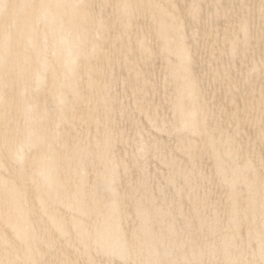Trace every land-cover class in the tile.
I'll return each mask as SVG.
<instances>
[{"label":"bare ground","instance_id":"6f19581e","mask_svg":"<svg viewBox=\"0 0 264 264\" xmlns=\"http://www.w3.org/2000/svg\"><path fill=\"white\" fill-rule=\"evenodd\" d=\"M104 1L111 3L114 0H104ZM101 2H103V0L102 1L101 0H0V216L4 218L3 223H0V244H1V246H0V257H5L3 255H6V256L9 255V257H10L9 259L14 260L15 262H17V259L22 260V257L24 254L28 255V257H29V255L31 257H34L35 258L33 260L34 262L39 258L38 255H36L34 253V250H35L34 247L36 246L37 238L31 234L33 231L30 232V230L27 229V228H29V226L27 227L28 224H26V222H29L28 218H27L28 215L30 214L29 211L37 213V216L34 217V219L37 223L39 222V220L42 219L41 214L42 215L46 214V216L48 217V221H50L51 223H54V227L51 224L52 229H54L55 231H58V233H60L61 236H62V234L64 236L66 235L65 234L67 231L66 227H68V225L65 223L66 218L63 217L62 215H60V213H58V211L54 212V209L52 208V205H55V208H56L55 203H57L59 201V195H61V193L63 194V191H64L63 189L61 190V187L60 188L57 187V185H59V186L61 185V184H57V183H59L58 180L60 178H63V180L66 183L62 184L61 186L68 189V191H70V189L72 190L70 192H67L68 194L66 195V197H68V195L72 193L77 198H79L82 195L81 193L79 195V192H80L79 188H78L79 183L82 186L84 181H86L85 180L86 177H84V175H82L81 170H83V171L86 169H87V171L89 170L88 168L90 166L88 168H86L85 165L88 163V160L90 158L88 157L89 159H87L86 157L87 156L91 157L90 154H93V152H95L94 150L96 149V147H95L96 146V141H95L96 139H95L94 140L95 142L93 143V145L95 144V146H92V147L89 146V148H87L88 150L85 152L86 154H82L80 156V155H77L76 153H74V150L72 149L71 146L73 145L74 142H77V140L78 141L80 140V138L78 137V134H76L73 138L74 142L69 141V144H67V146H66L67 148L70 147L71 148L70 150L72 151L70 154L73 157L69 160H66L65 158H57L56 156L47 155L44 152H37V155L34 153L31 154V152L33 151L32 148L36 147L35 142L39 140L38 136H37L36 140H35V138H32V136H33V135H31L32 133L30 134L31 138L27 134L26 135L28 137H26L24 135H22V136L12 135L11 136L9 134V131H14L15 129L18 130L19 128H17V126L14 123H10V118L5 116L6 115L5 113L9 112V114H10V112H14L15 114L19 115V117L23 116L22 120L24 122L29 120L28 123H31L32 121H34V123H35L37 121L40 124H42V125L44 124V125L49 126L51 128L52 127L55 128V126L57 127V126L61 125L60 130H62V128H63V130L66 132L72 131L73 125H76V124H80V125L84 126V123H86L87 125H92L93 120L95 121V119H96L95 112L96 111L98 112L99 108H102L103 106L106 105L107 102H109L108 99L110 97L109 93H111V90L110 91H104V90H107L108 88H107L106 83L103 82V81H107V78H106V80L103 78L106 76V73H108L107 71L110 68H112V67L114 68L117 65L116 62H118V65H120L121 61H122L123 65L125 64L124 67L126 68L125 69L126 71H128V72H129V70L134 71L132 73V76H133V74H135V76L143 75V78L144 79L146 78L145 80H142V81H144V85H143L144 87L147 85V79L152 78V79H150V81L152 80V82H153L154 77L155 78H161V77L162 78H168L169 77V80H171L172 82L175 83V84L173 83L175 85L174 87H171L173 84L172 85L168 84V85H171L170 86L171 88L166 89L168 91L170 90L169 92L166 91L167 92L166 95L160 93L163 95V96L161 95L163 98L165 97V99H163V100L167 103V106L169 107L170 112H172L168 115H167V113H165L167 115L165 119L168 121H164V123L161 126L159 125L160 128H156V130H153L149 133V135L152 137L153 136L156 137L157 135L160 136L161 134L164 135L163 134L164 132L167 133L168 136L170 135L172 137V139H174V141H175V143L174 144L172 143L171 145L168 143L169 146H168L167 152L170 153L171 155H173L172 154L173 151H176V149H178L180 146L181 147L185 146L187 148L193 147V142H191L189 139H187L185 137L184 133L181 135L180 132H177L178 129L180 130L182 128L181 127L182 125H184L189 130V131H186L188 133L186 135H188L189 137H192V138L197 136L198 140L201 142V147L206 146L208 148L211 146L214 149L213 151L221 150L219 152H221L223 155H227V154L228 155H232V154L234 155L236 153L234 146H236V145H234L232 147L230 141L218 138L219 136L224 135L225 132L221 130V132H220L221 134H215V132H216L215 127L218 125L217 123L220 122L221 116L227 115V116H225V118L226 119L230 118V121L232 123L234 121H239V117L241 115L247 116L245 119V120H247L251 116H256L257 114L264 113V83L263 84L261 83L262 85L258 84L261 82V81L259 82V79H258V83H256L257 78H255L256 74L259 76L260 74H263V71H264V70H262L264 67V55H263V58L261 56L258 57V55H260V51L264 50V8H262L263 5H261L262 2H264V1H260V0H118V2L114 1V3H113V5H114V7H116L117 11L114 10L116 12L113 14L112 13L106 14L107 15L106 21H105V17L103 19H101L98 16L97 17L94 16V18H90V17L88 18L85 15L87 12L82 13L84 11H81V9H84V10H89V8L95 9L96 5H98ZM256 2H258L259 5L258 4L256 5ZM103 4H105V2ZM101 6H103V5L101 4ZM105 6H106V4H105ZM99 8H97V9H99ZM131 8H132V10H131ZM133 10L135 11L134 13L136 14V16L138 13L141 16H143V18L139 17L140 18L139 19L137 17L138 19L133 20V18H136V16L132 17V15H130V12H133ZM126 11L128 13L127 15L129 16V18H131L132 21L131 20H128V22L125 21L128 19V16H124V14H126ZM97 13H95V14H97ZM103 15H101V16H103ZM84 17H87V18L85 19ZM141 19H144V20L142 21ZM102 23H105V25L107 24L108 28L109 27H110V29L112 28L111 31L114 29L112 34H115V36L112 35L113 36L112 40L110 39L112 36L110 35V33L108 31H107L108 32L107 34H109V35L107 38L110 40L105 39L106 38V36H105L106 32L104 33L105 29L100 27V24L102 25ZM98 25L100 27L99 29L97 27ZM231 26H232V28H231ZM95 27H97L98 30H100V29L104 30V31L100 30V32L104 33L105 37H103L101 35L100 36L103 38V40H106V41L103 42L102 39H101L102 41H99V39L101 37L99 36L100 38L98 39V33H96L94 31L96 29ZM212 27L214 28V30H212ZM123 34L126 35L125 38H124ZM70 37H71V39L73 38L72 40H76V41H72V43H71V40H70V42H69L68 38H70ZM160 37H161V39L159 42L158 38H160ZM181 38H187V39L196 41L194 43H192L193 41L191 42L196 48H198L199 46L200 47L202 46V48L199 50V52L196 53L197 56L201 60H199L198 58L197 59L199 61H201V63L207 62V63H210L211 65L208 67L207 66H205V67L204 66H200V67L196 66L197 68H194V71L192 70V68H189L192 66H188V62H186V61L188 60V58L190 56L192 57L194 55L189 54V53H191V51H190L188 46H190L191 44L189 45V42L187 40H184V42H186L188 44V46H186V48L183 47V45H185V43L183 41H180V40H182ZM66 39H68V41ZM122 39H123V41H122ZM56 40H59V41H56ZM74 42H76V43L74 44ZM127 42L128 43L130 42L131 44L129 45ZM198 42H200V43L198 44ZM88 43L90 44L91 49L89 48L90 46ZM124 43L129 46L128 47L129 49H127L125 51V53H123V54H121L122 52L118 53L117 52L118 49L121 51L119 46L121 44L125 45ZM138 44L141 46H144V44H145V47L147 49L151 48V47L155 48V51H156V49H158V51H159L158 53L160 56L157 55V60H158V57L160 59H166V61L171 59L170 60L171 62L169 61V63H172L173 69L171 68V70H168V69L162 68L163 67L162 66L161 69L157 70L155 73V72H151L152 70L149 71L148 68L145 66L147 71L150 72V73H148L145 71L146 69L143 67L142 64H144V63L142 61H141L142 64L140 63V61H138L139 63L137 62L138 65L139 64L142 65L141 68L137 64H134L136 59L142 60L143 54H141L140 48H137ZM195 44H197V45H195ZM200 44H202V45H200ZM85 45L88 46L89 49L84 47ZM98 45L100 47L101 46L104 47L106 50H104V48L103 49H100V47L98 48ZM126 46H125V48H127ZM225 46L228 47L227 51H225V49L220 50V47L222 48ZM196 48L194 51H196ZM147 49H145V51L143 50L144 51L143 53L148 52ZM122 51H123V47H122ZM153 51H154V49H153ZM255 52H259V54L256 56V58L254 55V61L251 64L247 63V65H246L244 62L245 65L240 66L239 64H236V65H239V67H237L235 64H234V66H232L233 63L235 62L232 60V58H231V60L233 61V63L231 62L232 65L230 64L228 59H227V61L225 59L223 60V58H226L225 55H227L229 53H230V55L236 53L237 55H239L238 57L240 59L241 58L240 54L245 55V56H249V54H255ZM146 55H147V59L151 57V55L149 53ZM148 55H150V56H148ZM235 55H233V56H235ZM143 56L145 57V55H143ZM88 57L93 58L94 62H92L91 59H89L91 61L87 62ZM153 57H154V55H153ZM171 57H173V58H171ZM194 57H196V56H194ZM221 57H223V58H221ZM245 58H248V57H245ZM144 60H146V59L144 58ZM189 60H190V58H189ZM149 61H151V60L149 59ZM244 61H245V59H244ZM152 62L154 63V60ZM153 63H152V66H149L147 64L146 65L149 67V69H151L150 67H154L155 64H157V63H154V64ZM149 64H150V62H149ZM158 64H160V63H158ZM162 64L164 65V63H162ZM194 64L192 63L193 67H194ZM164 67H167V66H164ZM169 67H171V66H169ZM113 68H112V70L114 72V70L117 69V66H116V69L115 68L113 69ZM118 68H120V67H118ZM142 68H144L145 70ZM216 68L217 69L219 68L220 69L219 71H221L223 73H226V71L230 72V70L233 71L234 73L230 74V78H231V75L234 76L236 74H240V75L244 74L241 76V80H242V78H245V76L247 78H249V79L251 78V79L249 81L247 80V82H249V83L244 82V80H245L244 79L243 82L245 84H243V82H241V81H237V82L233 81L234 82L233 83L229 77L227 79H225V77L223 75L218 74L219 71H216L217 70ZM140 69L143 70V73L141 72ZM190 69L192 71H190ZM187 70H189L190 73L193 72V74L187 73L188 72ZM44 73H46L48 75V78L43 77ZM153 73H155V74H153ZM20 75L24 77V80H22V77H20ZM236 76L239 77L238 75H236ZM114 77H111L112 80ZM118 78H119V76H118ZM263 78H264V76H263ZM263 78H261L262 82H264ZM99 79L103 80V81H100ZM235 79H237V78L235 77ZM82 80H84L85 82ZM115 80H116V78H115ZM140 80H141V78H140ZM110 82H111V80H110ZM141 82L139 81V83H141ZM152 82H149V86H153V85H150ZM169 83H170V81H169ZM111 84H112V82H111ZM159 84H160V82H159ZM219 84L221 87L224 88V89H222L220 87L223 90V91H220V92H223V94L221 93L222 94L221 96H225V94L227 95V92H229V91L230 92L231 91H239L240 92V90H242V89H246L245 90L246 92L244 91L245 93L251 92L248 94V96H250V94H252V95L249 98H246L245 96L240 98L242 96V94H241V96L239 95L240 100H238V98H237L236 101H230L226 97L227 102H226V100H225V102L228 104H226L223 108H221L220 112L217 111V112H219V114L214 117L213 112L208 113L205 109L204 110L198 109L197 106L201 102V97H200L201 94L196 93L194 91H195V89H197V87L208 88V87L217 86ZM114 86L112 84L111 87H113L114 91H115L116 86L115 87ZM149 86H147L148 89H149ZM84 88L90 89V92H88V91L85 92V93H88L87 96H84V92H83ZM147 88H145V89H147ZM152 88H154V87H152ZM215 89L216 88H214V90ZM197 90H201V89H197ZM210 90H211V88H210ZM16 91L20 94V95H18L20 97L16 96V97H18V99L14 100L13 94ZM144 91H146V90H144ZM144 91H142V92L144 93ZM247 91H249V92H247ZM131 92L134 93L133 89L131 90ZM149 92H153V89L151 90V88H150ZM120 93L121 92H119V94ZM233 93H231L230 95H233ZM116 94H118V93H116ZM137 94H140V93H138V91H137ZM204 94H205V92H204ZM212 94H213V92H212ZM118 95H115V96L121 97ZM135 95H134V97H135ZM142 95H144V94H141V96H140L141 98H143ZM177 95H180V98L177 97ZM182 95L187 96V99H188L187 103H189L188 102L189 100H191L192 102L194 101L193 102V108L197 104L196 107L198 110L197 109H190L188 104L187 105L181 104V102H182L180 100L181 98L184 99L183 103H185V100H186V97L185 96L183 97ZM215 95H216V92L213 96H215ZM245 95H247V94H245ZM235 96H236V93H235ZM27 97H29V99ZM116 97H115V101L117 100ZM153 97H155V96H153ZM160 97H159V100L157 99L158 101H161ZM207 97H210V96L207 95ZM207 97H206V99H207ZM215 97H220V95L219 96L217 95ZM141 98L137 99V101L135 100L136 102H134V103H136V104L130 105V107H129V109H130L129 111L133 113V114L131 113L133 116H135V114H140V115L142 114L143 115L144 113H146L147 107L151 106L154 103V102L152 103V101H151V99H152L151 94H150V97H146L147 99H145V98L141 99ZM204 98H205V96H204ZM210 99H212V98L210 97ZM229 99H232V98H229ZM120 100L121 99H119V103L121 102ZM215 100H213V101H215ZM112 101H114V100H112ZM228 101H230V102H228ZM192 102H190V104ZM109 103H107V104H109ZM208 103H210V102L208 101ZM210 104H212V103H210ZM53 105H56V107L59 108L57 111L58 113L55 112V110H53L51 112V110L48 111V109H46V107L48 108V107L53 106ZM154 105H152L151 107H153ZM200 105L201 104H199V106ZM110 106L114 109L115 108L119 109V111H121V112H124V111L126 112V110L128 109V107H127V109L124 110L123 104L122 105H119V104L116 105L113 102L110 104ZM56 107H55V109H56ZM107 107L109 108L108 105H107ZM151 107L149 109L157 108V107H154V108H151ZM211 107H214V105ZM90 109H91V111H89ZM149 109H148V112H149ZM68 110H70V111L72 110V112L74 114H72V113L71 114L73 116H75L77 114L79 115L80 118L78 119V121L76 123L73 121V118H72L73 116L72 117H70L69 115L65 116V114L68 113ZM111 110H113V109H111ZM111 110H109V111H111ZM65 111H67V112H65ZM109 111L107 110L106 113L108 114ZM154 111H156V110H154ZM111 112L113 113V111H111ZM125 112L122 114H125ZM101 113L103 114V112H101ZM98 114H99V112H98ZM107 114H106V116H107ZM128 114H129V112H128ZM128 114H125V115H128ZM147 114H149V113H147ZM165 114H163V115H165ZM11 115H12V113L10 114V116ZM109 115H113V114L110 113ZM5 117H7V118H5ZM129 117H131V116H129ZM156 117H159V116L156 115ZM261 117H262V119L258 117L259 120L261 119L260 122L257 123L259 125L264 123V118H263L264 116H261ZM106 118H109V117H106ZM117 118H119L118 115H117ZM101 119H103V117ZM101 119H98V121ZM123 119H124V117H123ZM159 119H161V118H159ZM106 120H108V122L110 121V119H106ZM118 120L119 119H117V120L115 119V123L119 122L120 120L122 121V119H120L119 121ZM141 120H144V119L141 118ZM100 122H102L101 124L103 126H109V125H104L106 123L105 122L103 123V121H100ZM255 124L256 123L253 122L251 125H255ZM137 125L139 128V124H137ZM259 125H257V126H259ZM20 126H21V124H20ZM36 126H37V124L33 127L35 128ZM174 126H176V128ZM38 127H40V126H38ZM111 127H112V125H111ZM229 127L230 126H228V128ZM27 128H30V127H27ZM34 128L32 131H34ZM43 128L44 127H42V130H43ZM92 128H94V127H91L90 129L92 130ZM106 128H108V127H106ZM186 128H184V129L187 130ZM232 128L230 130H232ZM250 128H252V127H250ZM250 128H247V126H245V122L243 123V125L238 124L236 127H234L233 130H235V134L240 136V138H243L244 143H245V144H243V142H237V147L239 146V144L245 145L246 148L247 147L256 148L257 146L264 145V139H263L264 137H262V134L264 132L260 135L261 136V138H260L259 135H257V136H255L254 134L251 135L250 134L251 133ZM24 129H25V127H24ZM40 129H41V127H40ZM55 129H58V128H55ZM115 129H116V127H115ZM133 129L136 130L135 127ZM152 129H154V128H152ZM184 129H182V130H184ZM21 130H22V128H21ZM46 130L47 129H45V132H46ZM82 130H83V128H82ZM106 130L107 129H105V131ZM75 131H77V130H75ZM121 131H123V130H121ZM143 131H144V129H143ZM143 131L140 134H143ZM184 131H182V132H184ZM24 132H26V131H24ZM117 132H118V130H117ZM130 132H131V130H130ZM133 132L129 133V134H131V137L136 135L135 133L133 134ZM252 132H253V130H252ZM254 132H255V130H254ZM27 133H29V132H27ZM49 133H50V130H49ZM54 133H55V131H54ZM58 133L60 134L62 132H58ZM33 134H34V132H33ZM59 134H58V136H59ZM229 134L230 133H226V136H228ZM34 135H36V134H34ZM91 135H92V133H91ZM117 135H118L117 137H119V135H121V134L117 133ZM215 135H217V136H215ZM61 136H62V134H61ZM90 136H89V138H90ZM143 136H141V137L143 138ZM147 136H148V134H147ZM170 136H169V138H170ZM43 137L45 138V136H43ZM53 138H54V136H53ZM192 138H190V139H192ZM67 139H68V137H67ZM139 139H138V141H134V142H136V144L139 142V144H137V146L135 147L136 153L133 154L131 157L128 156L131 159L136 157L135 160L136 159L139 160L138 159L140 157L139 154H141V153L145 154L146 151H148L147 149H149V148L152 149V148L156 147L155 145L158 144V143L153 144V146L151 145V147H149L150 145L145 146V145H143L144 144L143 141L141 139L140 140ZM194 139H196V138H194ZM237 139H239V138H237ZM58 140H59V138H58ZM58 140H54V142L58 141ZM42 141H45V140H41V142ZM134 142H131V143H134ZM65 143H67V142H64V144ZM141 143H143V144H141ZM196 143H197V141L194 144H196ZM36 144H38V143L36 142ZM52 144H53V142H52ZM57 144H55V145H57ZM146 144H147V142H146ZM39 146H38V148H39ZM53 146H54V144H53ZM64 146L65 145H63V147ZM107 146L110 147L109 145H107ZM107 146L105 149H102V147L97 148V150L100 152V154L98 156L106 154L112 150L111 147H110L111 148L110 149ZM130 147L132 149L133 145L131 144ZM223 147H225L226 149L225 148L223 149ZM54 148H55V146H54ZM164 148H165V146H164ZM106 149L108 150V152ZM122 149H123L122 152H125L128 150L127 147H124V148H121L120 151ZM27 150H30V151L32 150L30 152L31 155H29V154H28L29 156L26 155ZM48 150L50 151V146H49ZM211 150H212V148H211ZM186 151H187V149H186ZM186 151H185V153H186ZM122 152H121V154H122ZM191 152H192V150L189 153H191ZM64 153H66V152H64ZM73 153H74V155H73ZM185 153H183V154H185ZM51 154H53V153H51ZM118 154L121 156L120 153H118ZM109 155H111L110 152H109ZM113 155H115V154H112V156ZM125 155H128V154H125ZM171 155H170V158L172 157ZM189 155H192V154H189ZM105 156L107 158V155H104V157ZM113 157H115V156H113ZM1 158H4V160L2 161ZM140 158H142V157H140ZM183 158H184V156H183ZM249 158L247 156H242L241 158L237 159V161H236V164L238 165L236 168L238 169L239 165L241 167L243 166V169L242 168H239V169L242 170L243 172H246L245 174H243V172L239 171V169L238 170L234 169V172L237 174L236 176H238V179H242L244 177L245 180L246 179L249 180L248 184L251 186V188L253 187L256 190L262 189V188H264V186L262 184L264 181V176L262 175V172H260V170L264 165V159L259 158L258 164H253V163H255L256 159L253 157L255 160L253 159L254 162L252 163L251 162L252 157L250 159ZM109 159H111V156ZM113 159H111L112 163L109 166L111 168H112V166L116 165V163H113L114 162ZM124 159H127V158H124ZM86 160H87V162H86ZM191 160L192 159H190V161ZM72 161H73V163H76V162L77 163L72 165ZM80 161H82L84 163L86 162L85 165L84 164L82 165L80 163ZM140 161H142V160H139L138 162H140ZM184 161L188 162L187 159ZM193 161H194V159H193ZM129 163H131V162H129ZM176 163H177V161H176ZM218 163H219L218 161L217 162L214 161V164H213V162L211 164L206 163L204 168L207 170L213 171V172H217L220 176L225 177V175L227 174V171H224L223 168H221L222 166L220 167L218 165ZM7 164H10L11 168H7ZM109 164H110V162L108 163V165ZM24 165L25 166L27 165L29 168L28 169H26V167L24 168L23 167ZM233 165H234V163H233ZM120 166H122V165H120ZM120 166H118V167H120ZM260 166H262V167L260 168ZM124 167H125V165H124ZM124 167H122V168L124 169ZM142 167L140 168V170L142 169ZM182 167H183V165L181 166V168ZM81 168H83V169H81ZM181 168L179 167V169H178L177 167L176 168L174 167V168H170V170L172 171L173 175L176 177L179 175L182 176L185 173L189 174L188 171H184ZM201 168H203V167H201ZM258 168H260V170H258ZM6 169H9V170H6ZM19 169H22V171L20 172L21 175L19 174L18 177H13V176L11 177L10 173L14 170H19ZM103 169H104L103 171H105V167ZM224 169H225V167H224ZM110 172H109V174H110ZM60 173H63V174L61 175ZM200 173L202 174V172H200ZM235 173L232 174V177L235 175ZM16 175H18V174H16ZM116 175H115V180L117 179L116 177H119L118 175L117 176ZM143 175L145 176V173H143ZM101 176L103 178L100 179L99 182L96 181V183L93 184V186L99 192H101V190H102L103 195L101 197L96 196L95 199L91 202V204H85L86 206H84V204H82L81 201H80L81 203L79 202L80 207H79V203H78V205H72V206H71L72 203H68V202L65 203L66 204L65 206L68 207L67 209H68V212L70 213V215H72L73 211H78V213H79V216L76 217L78 220H76L75 217L74 218L68 217L69 220H72V223H73L72 225H77V229H76V230H78L77 236L80 237V239L82 237L84 238V236L86 234L85 232L87 231V229L91 228V222L86 220V219H90V218H93L96 220L101 219V222H105V223L104 224L102 223L103 224L102 225L103 227L101 228L102 231L95 234V236L98 234L97 236L99 239V240H96V242H99L98 244L96 243V245L98 247H100L101 250L104 249L106 255L109 252L113 253L117 256V260H119L118 258H121V257L123 259L125 257H128V260H132L131 259L132 256H133V258H135L134 255H136L135 263H131V264H183L182 259L179 262V258H177L178 255H176V251H175L176 249L174 250V247H173V246H175L174 240L167 237L166 235L164 236V231H161V229H159V227H157V228L160 230V233L158 232V229H156L154 226L159 225V224H154V222H152L151 216H150V211H151L150 206L149 207L142 206L140 203L142 201V199L140 201V198H142V197L148 198V196L152 195V193L153 194L156 193V191L155 192L152 191V189L154 187H151V190L148 192V194H146V196H145V194L143 195L142 193L137 194L134 191V189H132V188H129L131 190H123V193H126V195L131 196V200H133V198H134L136 200V203H134L135 206H132V208H128V207H121L120 208L117 205L118 203L115 204L113 200H115L116 199L115 197H117V195H119L120 192L122 191L121 187L118 185H117V187L112 186L113 184L111 185V182L115 183V180H114V182H113V180L111 182L108 180L105 181V178H106L105 173L101 174ZM113 176H112V178H113ZM236 176H234V177H236ZM128 177L127 176L125 177L127 179V183H128V179H129ZM156 177L160 181L164 180V178H163L164 176L162 173H160L158 176L156 175ZM201 177H202V175H201ZM201 177L199 178L200 180H201ZM109 178H111V177H109ZM143 178H145V177H143ZM232 179H234V178H231V180ZM180 180H181V178H180ZM42 181L47 184V186L50 190H52L51 196L50 195L49 196L48 195H42L43 194V192L41 190V188L43 186V185L41 186ZM174 181H176V180H174ZM227 181H229V180H227ZM232 181H234V180H232ZM70 184H71V187H69ZM76 184H78L77 187H76ZM181 185H182V183H181ZM228 185H229V188L232 190H233V188H235L233 186L231 187L230 182ZM222 186L224 188L225 185H222ZM242 186H244V185H242ZM245 186H247V185H245ZM46 187L45 188L43 187V188L46 190ZM191 188H186L183 186L180 189H181V192L190 193L194 190ZM217 188L219 189V187H217ZM85 189H86V187H85ZM142 189H144V188H142ZM214 189H215V187H214ZM224 190H225V188H224ZM226 190H227V188H226ZM199 191H201V190H199ZM48 192H49V190H48ZM170 192H169V194H170ZM222 192H223V190H222ZM203 193H204L203 194V196H204L206 193H205V191ZM225 193H226V191H225ZM257 193H259V191ZM260 193H261V191H260ZM48 194H50V193H48ZM65 194H66V192H65ZM249 195H250V193H249ZM260 195L258 196V198L260 197ZM44 196H48L49 199H44ZM252 196L253 195H250L251 199H253ZM63 198H65V197L63 195H61L60 201ZM260 198H262L263 199L262 202H264V193L261 195ZM223 199H225V201L227 202L226 205L229 204L227 200H229V202L232 203L226 207V208H229L228 215L231 212L235 211L237 213V215H239L238 217H240L241 219L242 218L247 219L248 222L246 224L244 223V227H245V231L248 233V235H250V237L249 238L243 237L244 238L243 239L239 236L238 232H236V231L234 233H232L231 235H228V234L223 235L221 238L217 235L220 238V240L222 241L221 244H224L227 247H228V244L230 246H235V249L237 251L240 248V246H247V245L255 246L256 253L254 251V254L256 256H258L260 258V260L264 263V207H263V209H261L262 211H260V213L261 212L262 213L257 217L258 209H257V212H254V214L253 213L251 214L249 212V207L245 202L241 203V202L235 201V200H237L235 192L228 191L227 196L224 197ZM84 201L87 202V200H84ZM177 202H179V200ZM255 203H257V202H255ZM180 204L179 205L176 204L175 206H173V205L168 206V207L161 209V213H159V215H165L166 214V215H168V217H169V215H174L175 216L174 218H180V220L182 222H180L179 227H176V229L174 231L176 235L179 234V231H180L181 227H183L184 224L186 225V227L190 226V227H192V229L194 228L195 232L193 234L191 228L188 227V228H190L191 238H189V239L186 238V246L184 245L185 247H183V249H184V251L188 252L191 255L190 258L193 259L194 262H197L199 260L200 256H203V255L205 256L207 254L206 250H203L202 246H199L198 243L196 242V238L199 239L198 235H196V232H198L199 235H201V237H202V235H203V237L205 236L204 235L205 230L203 229L205 227H202V226L206 222L203 221V219H201V218H204V217H202V214H200V216L198 215L199 210L196 211L195 213L189 214L188 212L186 213L183 209H180ZM203 204H205V203H203ZM155 205H157V204H155ZM61 206L63 207V205H61ZM253 206H255V204H253ZM257 206L259 207V204ZM69 207H71L72 209L69 210ZM76 207H78V208H76ZM203 208H204V205H203ZM206 208L201 209V210L206 211ZM226 208H225V210H226ZM103 209H109L111 211L110 213H112V214L103 211ZM217 209L219 210L220 208H217ZM217 209L212 208V211L217 212L218 211ZM250 210H251V208H250ZM212 211H211V213H213ZM7 215H10V217L13 216V218L10 220H7ZM228 215H226V216H228ZM114 216L116 217V219L118 216H122L123 220L126 219V221H127L126 222V225H127L126 229H124L126 225L124 226V228H122L123 227L122 225H124V224H122L121 221H119V219L113 220ZM213 217H216V216H213ZM119 218H121V217H119ZM228 218H229V216H228ZM255 218H257V220ZM122 219H120V220H122ZM162 219H163V217H162ZM230 219H232V218H230ZM90 220H92V219H90ZM215 221H216V219H215ZM241 222H243V221H241ZM218 224L219 223H217V225ZM168 226H169V228H171L170 224H168ZM97 227H96V229H97ZM222 227L223 226H221V228ZM228 227L230 228V226H228V224H227V228ZM164 228H166V225H164ZM5 229L7 231H5ZM71 229H73V228H71ZM55 231H53V232H55ZM241 231H243V230H241ZM74 232L76 233V231H74ZM158 233H159V235H157ZM6 234H8V235H6ZM4 235L5 236L10 235L13 245L9 242V240H7V237H5ZM194 235H195V239H193ZM63 239H64V237H63ZM43 240H44V238H43ZM216 242H217V240H216ZM62 243H63V241H62ZM203 243H201V244H203ZM92 244H95V243H92ZM135 244H141L142 248H140L139 252H134V248L136 249V247H137ZM81 245H82V243H81ZM256 245H257V247H256ZM56 247H57V245H56ZM73 248H76V246H74V245H69L66 247L61 246V247H57V249L55 251L57 252V250L59 249V254H60L59 259H63V258L66 259V258H69L67 256L70 253H72ZM82 248H84V247H82ZM208 249H210V248H208ZM9 250L11 252H8ZM77 250H76V253H77ZM215 250H216L215 253H219L220 255L225 253V256L228 259L230 257V259H229L230 262L231 261L233 262V259H235V257H233V256H228V254H229V253H227L228 250L225 249L223 247V245L216 246ZM88 251H89L88 253H90L91 249ZM95 251H97V250H95ZM95 251H94V253H96V255H97L96 257H98V252H95ZM104 251L102 250L101 253H103ZM184 251L182 252L183 254L185 253ZM242 251H243L242 253L245 254V252H244L245 250H242ZM84 252H85V249H84ZM92 252H91V255H92ZM208 254L213 255V252L212 253L208 252ZM243 254H241V255L244 256ZM77 255H78V253H77ZM229 255H231V254H229ZM255 255H253V256L256 257ZM85 256H84V258H86ZM101 256H102V258H101ZM101 256H100V259H103V255H101ZM109 256H110V254H109ZM109 256H108V258H109ZM111 256H114V255H111ZM111 256H110V258H111ZM116 256H115V258H116ZM179 256H181V255H179ZM213 256H216V255H213ZM56 257L57 256H55V258ZM92 257H93L92 259L89 257L88 260L95 259L94 255ZM183 257H185V256H183ZM51 258L53 259L52 256H51ZM110 258L109 259L106 258V259L109 260V262H110L111 261ZM122 258L120 260H122ZM214 258L215 257H213L212 260H214ZM52 259H50V260H52ZM104 259H105V257H104ZM256 259H258V258L256 257ZM183 260H185V259H183ZM112 261H114V260H112ZM122 261H124V260H122ZM126 261H127V259H126ZM67 262L68 261H66V263ZM101 262H103V261H100V264H101ZM109 262L107 261V263H109ZM143 262H145V263H143ZM217 262H218V260H217ZM230 262L227 261L226 264H231ZM44 263H45V260H44L43 264ZM88 263L91 264V262H88ZM103 263H105V262H103ZM236 263L237 264H255V260H253V262H252V261H248V260H241V259L239 260L238 259V261ZM13 264H16V263L13 262ZM26 264H29V263H26ZM67 264H76V263H74L72 261L71 263L68 262ZM96 264H97V262H96ZM112 264H113V262H112ZM188 264H192V262H190Z\"/></svg>","mask_w":264,"mask_h":264},{"label":"rangeland","instance_id":"374dc122","mask_svg":"<svg viewBox=\"0 0 264 264\" xmlns=\"http://www.w3.org/2000/svg\"><path fill=\"white\" fill-rule=\"evenodd\" d=\"M102 1V0H101ZM114 1H116V2H118V0H114ZM114 1H112L111 3L110 2H106V1H104L103 0V2H101V3H99L98 5H96V7H95V9L94 8H92V9H90L89 8V10H84V9H81V11H84V12H82V13H85V12H87L85 15L89 18H94V16L95 17H100L101 19H103L104 17H105V21H106V18H107V15L106 14H113V13H115L116 11H117V9H116V7H114V5H113V3H114ZM260 1H264V0H260ZM105 2V4H106V6H105V4H103ZM261 3V2H260ZM264 2H262V4L261 5H263V7L262 8H264V4H263ZM101 4L103 5V6H101ZM258 4V2H256V5ZM259 5V4H258ZM100 7V8H99ZM97 8H99V9H97ZM109 9V10H108ZM104 10V11H103ZM114 10H116V11H114ZM131 10H132V8H131ZM98 12V13H97ZM105 12V13H104ZM130 12V11H129ZM135 11L133 10V12H130V15H132V17H135L136 16V14L134 13ZM95 13H97V14H95ZM135 15H134V14ZM104 14V15H103ZM128 13H127V11H126V14H124V16H128L127 15ZM101 15H103V16H101ZM106 15V16H105ZM140 14H138L137 13V16H136V18H133V20H135V19H138L139 17H141V18H143V16H139ZM109 16V15H108ZM87 17H84L85 19L87 18ZM131 17V16H130ZM138 17V18H137ZM140 19V18H139ZM128 20H131V18H129V16H128V19L127 20H125V21H127L128 22ZM142 21L144 20V19H141ZM132 21V20H131ZM139 21V20H138ZM173 22V21H172ZM106 23V22H105ZM105 23H102V25L100 24V27H102V28H104L105 29V31L103 30V29H100V30H103L104 31V33L106 34L105 36H106V40H112V38H113V36L112 35H114L115 36V34H112V32H113V30L111 31V29H110V27L108 28V26H107V24L105 25ZM108 23V22H107ZM104 24V25H103ZM98 27V29L100 28L99 27V25L97 26ZM97 27H95L96 29H97ZM231 28H232V26H231ZM94 30L96 33H98V39L101 37V36H103V37H105L104 36V33H101L100 32V30ZM107 29V30H106ZM110 29V30H109ZM212 30H214V28L212 27ZM101 33H99V32ZM102 31V32H103ZM110 33V35L112 36L110 39H108L107 37H108V35L109 34H107L108 32ZM122 34V33H121ZM101 35V36H100ZM100 36V37H99ZM123 36H124V38L126 37V35H124L123 34ZM122 36V37H123ZM69 39V42H70V40H71V43H72V41H76V40H72L71 39V37L70 38H68ZM68 39H66L67 41H68ZM103 40V38L101 37L100 39H99V41H102ZM160 39H161V37L160 38H158V41L160 42ZM182 40H180V41H183L184 42V40H187L188 42H189V45L190 46H188V44L186 43V42H184L185 43V45H183V47H185L186 48V46H188L189 47V49H190V51H191V53H189V54H192V55H194V56H196V57H194V56H190L189 58H190V60H189V58H188V60L186 61V62H188V66H192V67H189V68H192V70L194 71V68H197V67H200V66H210L211 64L210 63H204V62H202L201 63V61H199V60H201L198 56H197V54L196 53H198L199 52V50L202 48V46L200 47H198V48H196L192 43H194V42H196V41H193V40H190V39H187V38H181ZM65 40V41H66ZM106 40H103V42L104 41H106ZM190 40V41H189ZM56 41H59V40H56ZM122 41H123V39H122ZM173 41V40H172ZM193 41V42H192ZM182 42V43H183ZM192 42V43H191ZM76 42H74V44H75ZM122 43V42H121ZM126 43V42H125ZM124 43V44H125ZM128 43V42H127ZM183 43V44H184ZM200 42H198V44H199ZM78 44V43H77ZM89 44V43H88ZM87 44V45H88ZM129 45L131 44L130 42L128 43ZM187 44V45H186ZM127 44H125V45H123V44H121L120 46H119V48L121 49V51L118 49L117 50V52L118 53H121V54H123V53H125V51L127 50V49H129L128 47V45L126 46ZM195 45H197V44H195ZM200 45H202V44H200ZM77 46V45H76ZM89 46H90V44H89ZM96 46V45H95ZM125 46L127 47V48H125ZM137 46V45H136ZM141 45H139L138 44V46H137V48H140V51H141V54H143V55H145V57L142 55V60L141 59H136L135 60V62H134V64H137V62L138 61H140V63L142 64V62L144 63V64H142L143 65V67L146 69V67L148 68V70L149 71H151V72H155L156 73V71L157 70H159V69H161V67L162 68H165V69H168V70H171V68L173 69V67H172V63H169V61L171 60V59H169V60H167L166 61V59H160L159 57H158V60H157V55H159V51H158V49H156V51H155V48H153V47H151V48H146L145 47V44H144V46H141ZM224 46V45H223ZM84 47H86V48H88V46H84ZM100 46L98 45V48H99ZM102 47V46H101ZM100 47V49H103L104 47H102L101 48ZM122 47H123V51H122ZM143 47V48H142ZM145 47V48H144ZM187 47V48H188ZM196 48V51H194L195 50V48ZM90 49H91V46L89 47ZM88 48V49H89ZM154 49V51H153V49ZM145 49H147L148 50V52H145V53H143L144 51H145ZM223 50V49H225V51H227V49H228V47L227 46H225V47H220V50ZM104 50H106L105 48H104ZM144 50V51H143ZM188 50V49H187ZM194 51V52H193ZM193 52V53H192ZM264 50L263 51H260V55H258L259 54V52H255V54H249V56H245V55H241L240 54V56H241V58L239 59V55H237L236 53V55L235 54H232V55H230V53L229 54H227V55H225V57L226 58H223V57H221V58H223V60L225 59L226 61H227V59H228V61L230 62V64L232 65V63H233V61H235L234 63H233V65L232 66H234V64L236 65V64H239L240 66L241 65H247V63L249 64H251L253 61H254V55H255V58H256V56L258 55V57H262L263 58V55H264ZM117 53V54H118ZM150 54L151 55V57L150 58H148L147 59V55L146 54ZM263 53V54H262ZM196 54V55H195ZM150 55H148V56H150ZM153 55H154V57H153ZM233 55H235V56H233ZM156 56V57H155ZM160 56V55H159ZM231 56V57H230ZM245 57H248V58H245ZM144 58L146 59V60H144ZM171 58H173V57H171ZM193 60H192V59ZM199 60H198V59ZM231 58H232V60H231ZM234 58V59H233ZM89 59H91L92 60V62H94L93 60V58H90V57H88V59H87V62L88 61H91V60H89ZM149 59L151 60V61H149ZM195 59V60H194ZM230 59V60H229ZM238 61H237V60ZM244 59H245V61H244ZM154 60V63H157V64H155V66L154 67H150L151 69H149V67L147 66V65H149V66H152V61ZM192 60V61H191ZM142 61V62H141ZM160 61V62H159ZM164 61V62H163ZM195 61V62H194ZM200 63H199V62ZM120 62V61H119ZM146 62V63H145ZM149 62H150V64H149ZM171 62V61H170ZM191 64H190V63ZM232 62V63H231ZM238 62V63H237ZM244 62H245V64H244ZM121 63V64H120ZM119 64L120 65H118V62H116V66H117V69H116V66L114 67L116 70H114V72H113V70H112V68H110L107 72L108 73H106V76L103 78V79H105L106 80V78H107V81H103V80H100V81H103V82H105L106 83V85H107V90H104V91H110L111 90V93H109V99H108V101L110 102H107V103H109V104H107L106 103V105L105 106H103L102 108H99V114H98V112L96 111L95 112V116H96V119H95V121L93 120V124L92 125H87L86 123H84V126L83 125H80V124H76V125H73V127H72V131H68V132H66V131H64L63 130V128H62V130H60L61 128H60V126H55V128H58V129H55L54 127H49V126H46V125H42V124H40L39 122H35L34 123V121H32L31 123H28V121L29 120H27V121H23L22 120V117L23 116H21V117H19V115H17V114H15L14 112H10V114L12 113V115L10 116V114H9V112L8 113H5L6 115L5 116H7V117H9L10 118V123H14L16 126H17V128H19L18 130L17 129H15L14 131H9V134L12 136V135H17V136H22V135H24V136H26V137H28L27 135H29V137L31 138V136H30V134L31 135H33L32 136V138H35V140L37 139V136H38V141H36L38 144H36V142H35V145H36V147L35 148H32V152L30 151V150H27V152H26V155L27 156H29V155H31V154H36L37 155V152H44L45 154H47V155H51V156H56L57 158H65L66 160H69V159H71L73 156H71V148L69 147V148H67L66 146H67V144H69V141L70 142H74L73 141V138H74V136L76 135V134H78V137L80 138V140L78 141L77 140V142H74L73 143V145L71 146L72 147V149L74 150V153H76L77 155H82V154H86L85 152L88 150L87 148H89V146L90 147H92V146H95V144L93 145V143L96 141V149L94 150L95 152H93V154H90L91 155V157L90 156H87L86 158L87 159H89L88 160V163L85 165V163L87 162V160H86V162L84 163V162H82V161H80V163L83 165H85V167L86 168H88L89 166V170L87 171V169L86 170H81L82 171V175H84V177H86L85 178V180L86 181H84V185L82 184V186H81V184L79 183V186H78V188H79V195H80V193L82 194L80 197L82 198H80L78 195V197L79 198H77L75 195H73L72 193V195L71 194H69L68 195V197H66V195L68 194L67 192H70V191H72L71 189H70V191H68V189H66V188H64V187H62L61 185L62 184H65L66 182L63 180V178H60L58 181H59V183H57V184H61L60 186L59 185H57V187L58 188H60L61 187V190L63 189L64 191H63V194L61 193V195H63L65 198H63V199H61V201H60V196L61 195H59V201L57 202V203H55L56 204V208H55V205H52V208L54 209V212L55 211H58V213H60V215H62L63 217H65L66 218V224L68 225V227H66L67 229V231H66V235L64 236L63 234H62V236H61V234L60 233H58V231H55L54 229H52V225H53V227H54V223H51L50 221H48V217L46 216V214H44V215H42L40 212V214H41V217H42V219L41 220H39V222L37 223L36 221H35V219H34V217H36L37 216V213H34V212H31V211H29V215H28V221L29 222H26V224H28L27 225V227L29 226V228H27V229H29L30 230V232H32L31 234L32 235H34L36 238H37V240H36V246L34 247V253L36 254V255H38V259L34 262L33 260L35 259L34 257H31L30 255H29V257H28V255H26V254H24L23 255V257H22V260L21 259H17V262H15L14 260H10L9 258V255L8 256H6V255H3V256H5V257H0V264H13V262L14 263H16V264H26V263H29V264H43V262H44V260H45V263L44 264H46L47 262V264H67L68 262L69 263H71L72 261L74 262V263H76V264H89L88 262H91V264H96V262H97V264L99 263L100 264V261H103V262H105L106 264H112V262H113V264H131V263H135V261H136V255H134L135 256V258H133V256H132V260H128V257H125L124 259L122 258V260H124V261H122V260H120L121 258H118L119 260H117V256L115 255V254H113V253H108L107 255H106V253H105V251H104V249H102L104 252L103 253H101V249H100V247H98L97 245H96V243L98 244L99 242H96V240H99L98 239V234L95 236V234L96 233H99L100 231H102L101 230V228L103 227L102 225L105 223V222H101V219H98V220H96V219H93V218H90V219H92V220H90V219H86V220H88V221H90L91 222V228L89 229H87V231L85 232L86 234H85V236H84V238L82 237L81 239H80V237H78L77 236V231L78 230H76L77 229V225H72L73 223H72V220H69L68 219V217H78L79 216V213H78V211H73V213H72V215H70V213L68 212V207H66L65 205V203L66 202H68V203H72L71 204V206L72 205H78V203L81 201L82 202V204H84V206H86L85 204H91V202L95 199V197L97 196V197H101L102 195H103V193H102V190H101V192H99L94 186H93V184H95L96 183V181L97 182H99V180L100 179H102L103 177L101 176V174H104L105 173V181L106 180H108V181H112L113 180V182H114V180H115V175L117 174L119 177H116L117 179L115 180V183H112L111 182V185L112 186H116L117 187V185L118 186H120L121 187V192H120V194L119 195H117V197H115L116 199V201L115 200H113L114 201V203L115 204H117L120 208L121 207H128V208H132V206H135L134 205V203H136V200L133 198V200H131V196H129V195H126V193H123V190H131V189H129V188H132V189H134V191L137 193V194H140V193H142L143 195L145 194V196H146V194H148V192L151 190V187H154L153 189H152V191L153 192H155L156 191V193H152V195H149L148 196V198L147 197H145V198H140V201H141V199H142V201L140 202L141 203V205L142 206H147V207H149L150 206V216H151V220H152V222H154V224H159V225H156V226H154L156 229H158L157 227H159V229H161V231H164V236L166 235L167 237H169V238H171V239H173L174 240V242H175V246H173L174 247V250L176 251V255H178V257L177 258H179V262H180V260L182 259V262H183V264H188V263H190V262H192V264H226L227 263V261L228 262H230V257H229V259L225 256V253H223V254H219V253H215L216 252V246H219V245H223V247L225 248V249H227L228 250V252L227 253H229V254H231V255H229L228 254V256H233V257H235V259H233V262L231 261L230 263L231 264H237L236 262L238 261V259L240 260H248V261H252L253 262V260H255V264H264L261 260H260V258L258 257V256H256L255 254H254V251H255V253H256V248H255V246H252V245H247V246H240V248L238 249V251L235 249V246H230L229 244H228V247L227 246H225L224 244H221L222 243V241L220 240V238L223 236V235H231L232 233H234L235 231L236 232H238V234H239V236L241 237V238H249L250 237V235H248V233L245 231V227H244V223L246 224L248 221H247V219L246 218H240V217H238L239 215H237V213L234 211V212H231L229 215H228V213H229V208H226L227 206H229L230 204H232L231 202H229V200H227L228 201V205H226L227 204V202L225 201V199H223L224 197H226L227 196V193H228V191H233V192H235V195H236V198H237V200H235L236 202L238 201V202H241V203H243V202H245L247 205H248V207H249V212L252 214H254V212H257V209H258V214H257V217L262 213H260V211H262L261 209H263V207H264V202H262V198H260L261 197V195L264 193V188H262V189H258V190H256L255 188H251V186L248 184V181L249 180H245L244 179V177L242 178V179H238V176H236L237 174L234 172V169H236V170H238L239 168H242L243 169V166L241 167L240 165H239V167H238V169L236 168L238 165L236 164V161H237V159H239V158H241L242 156H247L248 158L250 157H252L251 158V162L253 163L254 161H253V159L255 158L256 159V161H255V163H253V164H258V162H259V158L260 159H264V145H260V146H257L256 148H254V147H247L246 148V146L245 145H243V144H245L244 143V139L243 138H240V136H238L237 134H235V130H233L234 129V127H236L238 124H242L243 125V123L245 122V126H247V128H250V127H252V128H250V131H251V135L252 134H254L255 136H257V135H261L263 132H264V123H260L261 125H259V124H257L258 122H260V120L262 119V117L261 116H264L263 114L264 113H261V114H257L256 116H251V117H249V119H247V120H245L246 119V117L247 116H240L239 117V121H234V122H232L231 123V121H230V118L229 119H226L225 118V116H227V115H225V116H221V119H220V122L219 123H217L218 125V127L216 126L215 127V134H221L220 132H221V130L222 131H224L225 133H224V135H221V136H219L218 138L219 139H223V140H227V141H230L231 142V145H232V147L234 146V145H236V146H234L235 148V150H236V153L233 155H223L221 152H219V151H221V150H217V151H213L214 149H213V147H206V146H202L201 147V142L198 140V138H197V136H195L194 138H196V139H194V138H192V137H189L188 135H186V134H188L186 131H189L188 130V128H186L184 125H182L181 127V129L179 130H177V132H180L181 133V135L184 133V135H185V137L187 138V139H189L191 142H193V147L191 148V147H185V146H180L178 149H176V151H173V155H171L170 153H168L167 152V150H168V146H169V144L171 145L172 143L174 144L175 143V141H174V139H172V137L170 136V138H169V136H168V134L167 133H163L164 135H160V136H150L149 135V133L151 132V131H153V130H156V128H160L159 127V125L161 126L163 123H164V121H168V120H166L165 118H166V116L168 115V114H170V113H172V112H170V110H169V107L167 106V103L163 100V99H165V97L163 98L162 96V94H164V95H166V93L167 92H169L168 90H166V89H168V88H171V87H174L175 85V83L174 82H172L171 80H169V77L168 78H155L154 77V80H153V82H152V80L150 81V79H152V78H150V79H147V85L144 87L143 85H144V81H142V80H145L144 78H143V75H138V76H135V74H133V76H132V73L134 72L133 70H129V72L128 71H126L125 69V64L123 65V63H122V61L120 62ZM139 63V62H138ZM153 63V64H154ZM158 63H160V64H158ZM162 63H164V65L162 64ZM167 63V64H166ZM192 63L194 64V67H193V65H192ZM199 65H198V64ZM147 64V65H146ZM138 65V64H137ZM136 65V66H137ZM142 65H138L140 68L142 67ZM157 65V66H156ZM171 66V67H169V66ZM239 65H236L237 67H239ZM146 66V67H145ZM164 66H167V67H164ZM197 66V67H196ZM118 67H120V68H118ZM213 67V66H212ZM113 68V69H114ZM144 68H142V69H144ZM144 69V70H145ZM217 69V68H216ZM215 69V70H216ZM141 70V69H140ZM191 69H190V71H192ZM220 69L218 68L216 71H219ZM262 70H264V67H263V69ZM146 72H148L147 71V69L145 70ZM144 71V72H145ZM188 72L187 73H190L189 72V70H187ZM141 72L143 73V70H141ZM111 73V74H110ZM148 73H150V72H148ZM155 73H153V74H155ZM233 74L234 72L233 71H231L230 70V72L228 71H226V73H223V72H221V71H219V73L218 74H220V75H223L224 77H225V79H227L228 77L230 78V74ZM190 74H193V72H191ZM115 77H114V76ZM236 75H240V74H236ZM236 75H231V78H230V80H232V82L234 81H241V82H243V80H244V82H246V83H249V82H247V80L249 81L250 79L249 78H247L246 76H245V78H242V80H241V76L242 75H244V74H241L239 77H237ZM118 76H119V78H118ZM233 76V77H232ZM263 76H264V71H263V74H260L259 76L256 74L255 75V78H257V81H256V83H258V79H259V82L260 83H258V84H260V85H262L264 82H262V79L261 78H263ZM20 77H22V80H24V77L23 76H21L20 75ZM43 77L44 78H48V75L46 74V73H44L43 74ZM111 77H114L113 78V80H112V78ZM235 77L238 79H235ZM259 77V78H258ZM115 78H116V80H115ZM140 78H141V80H140ZM94 79V78H93ZM120 79V80H119ZM124 79V80H123ZM160 79V80H159ZM85 80V79H84ZM84 80H82V81H84ZM92 80V79H91ZM110 80H111V82H112V84H113V86L115 87V91H114V88L113 87H111L112 86V84H111V82H110ZM115 80V81H114ZM165 80V81H164ZM136 81V82H135ZM139 81L142 83H139ZM169 81H170V83H169ZM263 81H264V78H263ZM85 82V81H84ZM116 82V83H115ZM149 82H152L150 85H153V86H149ZM159 82H160V84H159ZM164 82V83H163ZM233 82V83H234ZM243 82V84H245ZM127 83V84H126ZM167 83V84H166ZM174 83V84H173ZM262 83V84H261ZM163 84V85H162ZM168 84H173L172 86L171 85H168ZM121 85V86H120ZM131 85V86H130ZM195 85V84H194ZM197 85V84H196ZM47 86V85H46ZM109 86V87H108ZM119 86V87H118ZM147 86H149V89L147 88ZM171 86V87H170ZM193 86V85H192ZM111 87V88H110ZM152 87H154V88H152ZM220 86V84L219 85H217V86H213V87H208V88H199V87H197V89H201V90H197V89H195V91L194 92H196V93H200L201 94V102L199 103V104H201L200 106H199V104H198V106H197V104L195 105V107L197 106L198 107V109H201V110H206L208 113H211V112H213L214 114H213V116L215 117V116H217L218 114H219V112L221 111V108H223L226 104H228V103H226L227 102V98H228V100H230V101H236V99L238 98V100H240V98H242V97H246V98H249V97H251V95L252 94H250V96H248V94L249 93H251V92H249V91H247V92H249V93H245L246 91V89H242V90H240V92L239 91H229V92H227V95L225 94V96H221L222 94H223V92H220V91H223L222 89H224L223 87H221ZM145 88H147V89H145ZM150 88H151V90L153 89V92H149L150 91ZM164 88V89H163ZM210 88H211V90H210ZM214 88H216L215 90H214ZM118 89V90H117ZM133 89V91H134V93L133 92H131V90ZM138 89V90H137ZM148 90L147 92L146 91H144V90ZM207 89V90H206ZM220 89V90H219ZM121 90V91H120ZM123 90V91H122ZM163 92H162V91ZM165 90V91H164ZM205 90V91H204ZM216 92V95L215 96H219L220 95V97H215V96H213L214 94H215V92ZM90 92V89H88V88H84V96H87V94L88 93H85V92ZM121 92L120 94H119V92ZM137 91H138V93H140V94H137ZM142 91H144V93L142 92ZM157 91V92H156ZM167 91V92H166ZM245 91V92H244ZM17 92V91H16ZM14 93L13 94V97H14V100H17L18 99V97H20V96H18V95H20L18 92L17 93ZM204 92H205V94H204ZM212 92H213V94H212ZM234 92V93H233ZM115 93V94H114ZM116 93H118V94H116ZM130 93V94H129ZM154 93V94H153ZM160 93H162V94H160ZM172 93V92H171ZM219 93V94H218ZM222 93V94H221ZM231 93H233V95H230ZM235 93H236V96H235ZM239 93V94H238ZM247 94V95H245V94ZM135 95V97H134V95ZM141 94H144V95H142V97L143 98H145V99H147L146 97H150V94L152 95V99H151V101H152V105H154L153 107H151V106H149V107H147V111H146V113H144L143 115L141 114H135V116H133L132 114V112H130L129 110V107H130V105H134V104H136V103H134V102H136L137 101V99H139V98H141L140 96H141ZM160 94V95H159ZM211 94V95H210ZM241 94H242V96H241ZM115 95H118V96H121V97H116ZM148 95V96H147ZM162 95V96H161ZM207 95L208 96H210L212 99H210V97H207ZM229 95V96H228ZM239 95L241 96L240 98H239ZM16 96H18V97H16ZM146 96V97H145ZM153 96H155V97H153ZM160 97V100L161 101H158L159 100V97ZM183 97L185 96L186 97V100H185V103H183V101H184V99L183 98H181L180 100L182 101L181 102V104H184V105H187L188 104V106L190 107V109H197V107L195 108H193V102L191 101V100H189L188 102L189 103H187V96L186 95H182ZM181 96V97H182ZM204 96H205V98H204ZM238 96V97H237ZM115 97H116V101H115ZM177 97H179L180 98V95H177ZM206 97H207V99H206ZM215 97V98H214ZM223 99H222V98ZM227 97V98H226ZM28 99H29V97H27ZM124 98V99H123ZM127 98V99H126ZM143 98H141V99H143ZM209 98V99H208ZM229 98H232V99H229ZM119 99H121L120 101V103H119ZM149 99V100H150ZM157 101H156V100ZM216 99V100H215ZM222 99V100H221ZM235 99V100H234ZM112 100H114V101H112ZM136 100V101H135ZM213 100H215V101H213ZM221 100V101H220ZM224 100V101H223ZM225 100H226V102H225ZM208 101L210 102V103H212V104H210V103H208ZM230 101H228V102H230ZM114 103V104H119V105H122L123 104V106H124V110H126L127 109V107H128V109L126 110V112H125V114H128V112H129V116H131V117H129L128 115H125V114H122V113H124V112H121V111H119V109H117V108H112L111 106H110V104L111 103ZM190 102H192L191 104H190ZM204 102V103H203ZM220 102V103H219ZM107 105L109 106V108L107 107ZM192 105V106H191ZM204 107H203V106ZM207 105V106H206ZM209 105V106H208ZM214 105V107H211V106H213ZM164 106V107H163ZM202 106V107H201ZM55 107H56V105H53V106H50V107H46V109H48V111H50L51 110V112L53 111V110H55V112H57L58 111V109L59 108H57L56 107V109H55ZM154 108V107H157V108H154V109H149V108ZM159 107V108H158ZM168 107V108H167ZM209 107V108H208ZM50 108V109H49ZM164 108V109H163ZM71 109V108H70ZM111 109H113V110H111ZM148 109H149V112H148ZM167 109V110H166ZM197 109V110H198ZM98 110V109H97ZM107 110L109 111V110H111V111H113V113L111 112V111H109L108 112V114L106 113L107 112ZM154 110H156V111H154ZM74 111V110H73ZM89 111H91V109L89 110ZM217 111H219V112H217ZM65 112H67V111H65ZM101 112H103V114L101 113ZM161 112V113H160ZM58 113V112H57ZM74 114L73 112H72V110L70 111V110H68V113L67 114H65V116H70V117H72L73 115L72 114ZM113 114V115H109V114ZM132 113V114H131ZM147 113H149V114H147ZM165 114V113H167V115L165 114V115H163V114ZM106 114H107V116H106ZM122 114V115H121ZM131 114V115H130ZM81 115V114H80ZM98 115V116H97ZM103 115V116H102ZM109 115V116H108ZM117 115H118V117L119 118H117ZM121 115V116H120ZM137 115V116H136ZM149 115V116H148ZM156 115L157 116H159V117H156ZM126 116V117H125ZM129 118H128V117ZM147 116V117H146ZM7 117H5V118H7ZM17 117V118H16ZM103 117V119H101ZM106 117H109V118H106ZM121 117V118H120ZM123 117H124V119H123ZM135 117V118H134ZM139 117V118H138ZM220 117V116H219ZM261 118L260 120H259V118ZM73 118V121L76 123L77 121H78V119L80 118L79 117V115L77 114V115H75V116H73L72 117ZM141 118L142 119H144V120H141ZM159 118H161V119H159ZM164 120H163V119ZM226 120H225V119ZM264 118V117H263ZM71 119V118H70ZM98 119H101V120H99L98 121ZM106 119H110V121L108 122V120H106ZM115 119L117 120V119H122V121L120 120H118L119 122H117V123H115ZM126 119V120H125ZM148 119V120H147ZM153 120V121H152ZM258 120V121H257ZM100 121H103V123L105 122L106 124H104V125H109V126H103L101 123L102 122H100ZM137 121V122H136ZM139 121V122H138ZM152 121V122H151ZM257 121V122H256ZM145 122V123H144ZM254 122V123H256L255 125H251L252 123ZM24 123V124H23ZM96 123V124H95ZM115 123V124H114ZM134 123V124H133ZM139 124V128H138V125L137 124ZM169 123V122H168ZM251 123V124H250ZM20 124H21V126H20ZM27 126H26V125ZM37 124V126L34 128L33 126H35ZM250 124V125H249ZM33 125V126H32ZM111 125H112V127H111ZM123 125V126H122ZM135 125V126H134ZM257 125H259V126H257ZM20 126V127H19ZM38 126H40L41 127V129H40V127H38ZM119 126V127H118ZM134 128H136V130L135 129H133L132 127ZM228 126H230L231 128H232V130H230L231 128L229 127L228 128ZM24 127H25V129H24ZM27 127H30V128H27ZM34 128V131H32L33 130V128ZM42 127H44L43 128V130H42ZM46 127V128H45ZM87 127V128H86ZM91 127H94V128H92V130L90 129ZM100 127V128H99ZM106 127H108V128H106ZM115 127H116V129H115ZM142 127V128H141ZM175 128H176V126H174ZM186 128L187 130H185L184 128ZM256 127V128H255ZM21 128H22V130H21ZM82 128H83V130H82ZM120 128V129H119ZM152 128H154V129H152ZM45 129H47L46 130V132H45ZM105 129H107L106 131H105ZM139 129V130H138ZM143 129H144V131H143ZM182 129H184V130H182ZM229 129V130H228ZM28 130V131H27ZM37 130V131H36ZM49 130H50V133H49ZM74 130V131H73ZM75 130H77V131H75ZM116 130V131H115ZM117 130H118V132H117ZM121 130H123V131H121ZM130 130H131V132H130ZM134 132H133V131ZM139 132H138V131ZM143 131V134H140V133H142V131ZM158 130V129H157ZM184 131V132H182V131ZM252 130H253V132H252ZM254 130H255V132H254ZM24 131H26V132H24ZM54 131H55V133H54ZM64 131V132H63ZM92 131V132H91ZM228 131V132H227ZM249 131V132H250ZM27 132H29V133H27ZM33 132H34V134H36V135H34L33 134ZM54 134H53V133ZM58 132H62V133H58ZM98 132V133H97ZM133 132V134L135 133L136 135L135 136H132L131 137V134H129V133H132ZM234 132V133H233ZM22 133V134H21ZM59 134V136H58V134ZM65 133V134H64ZM73 133V134H72ZM91 133H92V135H91ZM97 133V134H96ZM117 133H119V134H121V135H119V137H117L118 135H117ZM139 135H138V134ZM226 133H230L228 136H226ZM27 134V135H26ZM46 134V135H45ZM57 134V135H56ZM61 134H62V136H61ZM109 134V135H108ZM132 134V135H133ZM147 134H148V136H147ZM57 137H56V136ZM66 135V136H65ZM91 135V136H90ZM97 137H96V136ZM113 135V136H112ZM124 135V136H123ZM138 135V136H137ZM144 135V136H143ZM183 135V136H184ZM36 136V137H35ZM41 136V137H40ZM43 136H45V138L43 137ZM53 136H54V138H53ZM89 136H90V138H89ZM138 138H137V137ZM141 136H143V138L141 137ZM163 136V137H162ZM215 136H217V135H215ZM40 137V138H39ZM43 137V138H42ZM67 137H68V139H67ZM77 137V138H78ZM131 137V138H130ZM136 137V138H135ZM155 137V138H154ZM189 137V138H188ZM262 137H264V133L262 134ZM18 138V137H17ZM58 138H59V140H58ZM64 138V139H63ZM70 138V139H69ZM89 138V139H88ZM112 138V139H111ZM134 140H133V139ZM141 139L142 141H143V143H141V144H143V145H145V146H149V147H151V145L153 146V144H157V145H155L156 147H154V148H152V149H150L149 147V149H147L148 151H146V153L144 154H139L140 155V157H142V158H138L139 160H142V161H140V162H138L139 160H135V158H129V157H131L133 154H135L136 152H135V147L137 146V144H139V142L136 144V142H134V141H138V139ZM164 138V139H163ZM190 138H192V139H190ZM237 138H239V139H237ZM260 138H261V136H260ZM52 139V140H51ZM96 139V140H95ZM116 139V140H115ZM139 139V140H140ZM146 141H145V140ZM194 139V140H193ZM264 139V138H263ZM41 140H45V141H42L41 142ZM54 140H58V141H55L54 142ZM72 140V141H71ZM95 140V141H94ZM112 140V141H111ZM155 140V141H154ZM171 140V141H170ZM243 140V141H242ZM127 141V142H126ZM129 141V142H128ZM150 141V142H149ZM197 141V145L196 144H194L195 142ZM50 142V143H49ZM52 142H53V144H54V146H55V148H54V146H53V144H52ZM64 142H67V143H65L64 144ZM131 142H134V143H131ZM146 142H147V144H146ZM237 142H243V144H239V146L237 147ZM58 143V144H57ZM85 143V144H84ZM90 143V144H89ZM129 143V144H128ZM169 143V144H168ZM207 143V142H206ZM34 144V143H33ZM50 144V145H49ZM55 144H57V145H55ZM60 144V145H59ZM88 144V145H87ZM131 144L133 145V148L131 149ZM136 144V145H135ZM40 145V146H39ZM46 145V146H45ZM63 145H65L64 147H63ZM86 145V146H85ZM107 145H109L111 148H112V150L111 151H109L110 153H111V155H109V152H108V150H107V152L108 153H106V154H103V155H100V156H98L99 154H100V152L97 150V148L99 147H102V149H105L106 148V146ZM38 146H39V148H38ZM44 146V147H43ZM49 146H50V151L48 150L49 149ZM120 148H119V147ZM164 146H165V148H164ZM196 146V147H195ZM60 147V148H59ZM65 149H63V148ZM78 147V148H77ZM108 147V146H107ZM110 147H108V148H110ZM124 147H127L128 148V150L127 151H125V152H122L123 151V149L120 151V149L121 148H124ZM45 148V149H44ZM110 148V149H111ZM211 148H212V150H211ZM225 147H223V149H224ZM250 150H249V149ZM35 149V150H34ZM109 149V150H110ZM164 149V150H163ZM166 149V150H165ZM183 149V150H182ZM186 149H187V151H186ZM226 149V148H225ZM132 150V151H131ZM192 150V152L191 153H189L190 151ZM240 150V151H239ZM36 151V152H35ZM60 151V152H59ZM182 151V152H181ZM185 151H186V153H185ZM30 152H31V154H30ZM64 152H66V153H64ZM82 152V153H81ZM121 152H122V154H121ZM134 152V153H133ZM51 153H53V154H51ZM56 153V154H55ZM74 153H73V155H74ZM118 153H120L121 154V156L118 154ZM183 153H185V154H183ZM29 154V155H28ZM112 154H115V155H113V156H115V157H113L112 156ZM125 154H128V155H125ZM156 154V155H155ZM178 156H177V155ZM180 154V155H179ZM189 154H192V155H189ZM220 154V155H219ZM104 155H107V158H106V156L104 157ZM138 155V154H137ZM138 155V156H139ZM145 155V156H144ZM170 155L173 157H171L170 158ZM176 155V156H175ZM188 155V156H187ZM98 156V157H97ZM110 156H111V159H113V163H116V167L115 166H112V168L111 167H109L110 165H111V163H112V161H111V159H109L110 158ZM129 156V157H128ZM154 156V157H153ZM183 156H184V158H183ZM260 156V157H259ZM89 157V158H88ZM113 157V158H112ZM190 157V158H189ZM192 157V158H191ZM254 157V158H253ZM124 158H127V159H124ZM129 158V159H128ZM145 158V159H144ZM249 158V159H250ZM109 159V160H108ZM188 160V162H185L184 160ZM190 159H192L191 161H190ZM193 159H194V161H193ZM254 159V160H255ZM1 160L3 161L4 160V158H1ZM133 160V161H132ZM183 160V161H182ZM116 161V162H115ZM128 161V162H127ZM176 161H177V163H176ZM190 161V162H189ZM193 161V162H192ZM214 161H218L219 163H218V165L221 167V168H223V170L224 171H227V174L225 175V177H222V176H220L217 172H213V171H210V170H207V169H205L204 168V166L206 165V163H208V164H211L212 162H213V164H214ZM102 162V163H101ZM110 162V164L108 165V163ZM118 162V163H117ZM129 162H131V163H129ZM147 162V163H146ZM175 162V163H174ZM77 163V162H76ZM76 163H73V161H72V165L73 164H76ZM120 163V164H119ZM224 163V164H223ZM230 163V164H229ZM233 163H234V165H233ZM93 164V165H92ZM102 166H101V165ZM119 164V165H118ZM120 165H122V166H120ZM124 165H125V167H124ZM143 167H142V166ZM183 165V167L181 168V166ZM226 165V166H225ZM101 166V167H100ZM108 166V167H107ZM118 166H120V167H118ZM139 166V167H138ZM142 167V169L140 170V168ZM210 166V165H209ZM24 168L26 167V169H28L29 167L26 165H24L23 166ZM96 167V168H95ZM105 167V171H103L104 168ZM114 167V168H113ZM122 167H124V169L122 168ZM136 167V168H135ZM178 168L179 169V167L182 169V170H184V171H188L189 172V174H187V173H185L184 175H179V176H174L173 175V173H172V171L170 170V168ZM201 167H203V168H201ZM224 167H225V169H224ZM232 167V168H231ZM262 166H260V168H261ZM263 167H264V165H263ZM261 168V170H260V168H258V170H260V172H262V175L264 176V168ZM7 168H11V165L10 164H7ZM15 168V167H14ZM84 168V167H83ZM83 168H81V169H83ZM99 168V169H98ZM109 168V169H108ZM119 168V169H118ZM128 168V169H127ZM134 168V169H133ZM146 168V169H145ZM167 168V169H166ZM188 168V169H187ZM85 169V168H84ZM114 169V170H113ZM117 171H116V170ZM187 169V170H186ZM6 170H9V169H6ZM127 170V171H126ZM135 170V171H134ZM232 170V171H231ZM235 170V171H236ZM22 171V169H19V170H14V171H12L11 173H10V175H11V177L13 176V177H18L19 176V174L21 175V172ZM100 171V172H99ZM111 171V172H110ZM197 171V172H196ZM210 171V172H209ZM239 171H241V172H243L242 170H240L239 169ZM17 172V173H16ZM99 172V173H98ZM109 172H110V174H109ZM116 172V173H115ZM191 172V173H190ZM196 172V173H195ZM200 172H202V174L200 173ZM235 173V175L234 176H236V177H232V174H234ZM18 174V175H16V174ZM87 175H86V174ZM143 173H145V176L143 175ZM160 173H162L163 174V178H164V180L163 181H160V180H158L157 179V177H156V175L158 176ZM246 172H243V174H245ZM61 175L63 174V173H60ZM156 174V175H155ZM217 174V175H216ZM110 175V176H109ZM114 175V176H113ZM116 175V176H117ZM171 177H170V176ZM190 177H189V176ZM201 175H202V177H201ZM111 177V178H109V177ZM112 176H113V178H112ZM128 177L129 179H128V183H127V179L125 178V177ZM143 177H145V178H143ZM169 177V178H168ZM201 177V180L199 179ZM180 178H181V180H180ZM231 178H234V179H232V180H234V181H232L231 180ZM111 179V180H110ZM172 179V180H171ZM238 179V180H237ZM41 180V179H40ZM71 180V179H70ZM126 180V181H125ZM130 180V181H129ZM174 180H176V181H174ZM227 180H229V181H227ZM232 182H231V181ZM240 180V181H239ZM89 181V182H88ZM222 181V182H221ZM237 183H236V182ZM43 182V181H42ZM41 182V186H42V188L44 187H46L47 186V184L46 183H42ZM88 182V183H87ZM126 182V183H125ZM174 182V183H173ZM229 182H230V185H231V187L233 186V187H235V188H233V190L232 189H230L229 188ZM234 182V183H233ZM239 182V183H238ZM241 182V183H240ZM247 182V183H246ZM70 183V182H69ZM163 183V184H162ZM181 183H182V185H181ZM210 183V184H209ZM236 183V184H235ZM46 184V185H45ZM140 184V185H139ZM235 186H234V185ZM263 186H264V181H263ZM45 185V186H44ZM77 185L78 184H76V187H77ZM214 185V186H213ZM222 185H225L224 186V188H225V190H224V188H223V186ZM241 185V186H240ZM242 185H244V186H242ZM245 185H247V186H245ZM81 186V187H80ZM132 186V187H131ZM141 186V187H140ZM146 186V187H145ZM169 186V187H168ZM171 186V187H170ZM176 186V187H175ZM186 187V188H191V189H194L192 192H190V193H184V192H181V187ZM209 186V187H208ZM69 187H71V184H70V186ZM85 187H86V189H85ZM214 187H215V189H214ZM217 187H219V189L217 188ZM249 189H248V188ZM41 188V190H42V192H43V194L42 195H50L51 196V191L52 190H50L49 188H48V186L46 187V190L44 189H42ZM140 188V189H139ZM142 188H144V189H142ZM209 188V189H208ZM226 188H227V190H226ZM238 188V189H237ZM172 189V190H171ZM235 189V190H234ZM40 190V191H41ZM48 190H49V192H48ZM199 190H201V191H199ZM222 190H223V192H222ZM45 191V192H44ZM140 191V192H139ZM171 191V192H170ZM205 191V195L203 196V192ZM219 191V192H218ZM225 191H226V193H225ZM239 191V192H238ZM259 191V193H257ZM260 191H261V193H260ZM65 192H66V194H65ZM84 192V193H83ZM132 192V191H131ZM169 192H170V194H169ZM202 192V193H201ZM209 192V193H208ZM218 192V193H217ZM48 193H50V194H48ZM181 193V194H180ZM222 193V194H221ZM249 193H250V195H253L252 197H253V199H251V197H250V195H249ZM255 193V194H254ZM202 196H201V195ZM210 194V195H209ZM221 194V195H220ZM261 194V195H260ZM213 195V196H212ZM220 195V196H219ZM260 195V197L258 198V196ZM48 196H44V199H49V197ZM92 196V197H91ZM180 196V197H179ZM183 196V197H182ZM201 196V197H200ZM85 197V198H84ZM239 197V198H238ZM78 200H77V199ZM183 198V199H182ZM205 200H204V199ZM258 200H257V199ZM118 199V200H117ZM182 199V200H181ZM209 199V200H208ZM260 199V200H259ZM77 200V201H76ZM83 200V201H82ZM84 200H87V202L86 201H84ZM138 200V199H137ZM148 200V201H147ZM179 200V202H177V201ZM193 200V201H192ZM255 200V201H254ZM71 201V202H70ZM254 201V202H253ZM260 201V202H259ZM80 202V203H81ZM86 202V203H85ZM255 202H257V203H255ZM80 203H79V207H80ZM181 203V204H180ZM194 203V204H193ZM198 203V204H197ZM203 203H205V204H203ZM132 204V205H131ZM155 204H157V205H155ZM163 204V205H162ZM176 204H180V209H183L186 213L188 212L189 214L190 213H195L196 211H200L201 209H205L206 207V211L205 210H201L200 212L198 211V215L200 216V214H202V217H204V218H201V219H203V221H205L206 223L202 226V227H205V228H203L204 230H205V236L203 237V235H202V237H201V235H199V233L198 232H196V235H198V237H199V239L198 238H196V242L198 243V245L199 246H202V248H203V250H206V252H207V254L204 256H200V258H199V260L197 261V262H194V260L193 259H191L190 257H191V255L188 253V252H186V251H184V249H183V247H185L186 246V238L187 239H189V238H191V235H190V228H191V230H192V232H193V234H194V228L192 229V227H190V226H188V227H190V228H188V227H186V225L184 224L183 225V227H181V229H180V231H179V234L178 235H176L175 234V229H176V227H179V225H180V222H182L181 220H180V218H174L175 216L174 215H169V217H168V215H159V213H161V209H163V208H165V207H168V206H175ZM183 204V205H182ZM253 204H255V206H253ZM259 204V207L257 206ZM61 205H63V207L61 206ZM203 205H204V208H203ZM261 205V206H260ZM60 208H59V207ZM130 206V207H129ZM190 206V207H189ZM199 207V208H198ZM76 208H78V207H76ZM185 208V209H184ZM212 208H215V209H217V208H220L217 212L216 211H212ZM225 208H226V210H225ZM250 208H251V210H250ZM256 208V209H255ZM70 209H72L71 207H69V210ZM194 210V211H193ZM103 211H105V212H107V213H110L111 211L109 210V209H103ZM192 211V212H191ZM211 211L213 212V213H211ZM227 211V212H226ZM154 212V213H153ZM216 212V213H215ZM205 213V214H204ZM210 213V214H209ZM236 213V214H235ZM110 214H112V213H110ZM67 217H66V216ZM226 215H228L229 216V218H228V216H226ZM110 216V215H109ZM117 216V215H116ZM213 216H216V217H213ZM232 216V217H231ZM253 216V215H252ZM33 217V218H32ZM119 217H121V218H119ZM162 217H163V219H162ZM211 217V218H210ZM13 218V216H11L10 217V215H7V220H10V219H12ZM230 218H232V219H230ZM238 218V219H237ZM3 217H1L0 216V223H3ZM32 219V220H31ZM114 219H116V217L114 216L113 217V220ZM119 219V221H121V223L122 224H124V225H122L123 227L122 228H124V226L126 225V219L125 220H123L122 219V216H118L117 217V219L116 220H118ZM120 219H122V220H120ZM211 219V220H210ZM214 219V220H213ZM215 219H216V221H215ZM221 221H220V220ZM226 219V220H225ZM228 219V220H227ZM256 220H257V218H255ZM254 219V220H255ZM76 220H78L77 218H76ZM103 220V219H102ZM158 220V221H157ZM166 220V221H165ZM236 220V221H235ZM239 220V221H238ZM93 221V222H92ZM95 221V222H94ZM215 221V222H214ZM219 221V222H218ZM233 221V222H232ZM241 221H243V222H241ZM231 222V223H230ZM239 222V223H238ZM31 223V224H30ZM103 223V224H102ZM212 223V224H211ZM217 223H219L218 225H217ZM225 223V224H224ZM52 224V225H51ZM94 224V225H93ZM168 224H170V226H171V228H169V226H168ZM227 224H228V226H230V228L228 227L227 228ZM164 225H166V228H164ZM207 225V226H206ZM211 225V226H210ZM232 225V226H231ZM236 225V226H235ZM93 226V227H92ZM98 226V227H97ZM218 226V227H217ZM221 226H223L222 228H221ZM96 227H97V229H96ZM126 227H127V225L125 226V228L124 229H126ZM185 227V228H184ZM207 227V228H206ZM236 227V228H235ZM71 228H73V229H71ZM187 228V229H186ZM215 228V229H214ZM218 228V229H217ZM94 229V230H93ZM158 229V232L160 233V230ZM220 229V230H219ZM225 229V230H224ZM40 230V231H39ZM207 230V231H206ZM218 230V231H217ZM227 230V231H226ZM241 230H243V231H241ZM5 231H7L6 229H5ZM53 231H55V232H53ZM74 231H76V233L74 232ZM217 231V232H216ZM226 232V233H225ZM9 233V232H8ZM159 233L157 234V235H159ZM244 233V234H243ZM222 234V235H221ZM237 234V233H236ZM6 235H8V234H6ZM89 235V236H88ZM91 235V236H90ZM211 235V236H210ZM220 237H218V236ZM221 235V236H220ZM248 235V236H247ZM5 236V235H4ZM55 236V237H54ZM59 236V237H58ZM89 238H88V237ZM100 236V235H99ZM214 236V237H213ZM247 236V237H246ZM5 237H7V240H9V242L12 244V239H11V237H10V235L9 236H5ZM63 237H64V239H63ZM87 237V238H86ZM97 237V238H96ZM43 238H44V240H43ZM209 240H208V239ZM243 238V239H244ZM193 239H195V235H194V238ZM204 239V240H203ZM208 240V241H207ZM215 240V241H214ZM216 240H217V242H216ZM62 241H63V243H62ZM78 241V242H77ZM210 241V242H209ZM67 242V243H66ZM77 242V243H76ZM204 242V243H203ZM61 243V244H60ZM81 243H82V245H81ZM92 243H95V244H92ZM201 243H203V244H201ZM213 243V244H212ZM210 244V245H209ZM13 245V244H12ZM56 245H57V247H66V246H69V245H74V246H76V248H73L72 250V253H70L67 257H69V258H63V259H59V249L57 250V252L55 251L56 249H57V247H56ZM61 245V246H60ZM96 245V246H95ZM137 247H136V249L134 248V252H139V250H140V248H142V246H141V244H135ZM185 245V246H184ZM0 246H1V244H0ZM209 246V247H208ZM82 247H84V248H82ZM96 247V248H95ZM254 247V248H253ZM256 247H257V245H256ZM81 248V249H80ZM95 248V249H94ZM208 248H210V249H208ZM78 249V250H77ZM84 249H85V252H84ZM90 250L91 249V252H92V255H91V252L90 253H88L89 251L88 250ZM100 249V250H99ZM241 249V250H240ZM76 250H77V253H78V255H77V253H76ZM95 250H97V251H95ZM138 250V251H137ZM242 250H245L244 252H245V254H243L242 252ZM253 250V251H252ZM55 251V252H54ZM94 251L95 252H98V257H96L97 255H96V253H94ZM185 252L184 254L182 253V252ZM8 252H11L10 250L8 251ZM208 252L209 253H212L213 252V255H216V256H213V255H210V254H208ZM85 253V254H84ZM94 253V254H93ZM253 253V254H252ZM81 254V255H80ZM109 254H110V256L111 255H114V256H111V258H110V256H109ZM134 254V253H133ZM241 254H243L244 256H242ZM80 255V256H79ZM86 255V256H85ZM95 256V259H93V260H91L93 257L92 256ZM101 255H103V259H100V256ZM106 255V256H105ZM179 255H181V256H179ZM187 255V256H186ZM253 255H255L258 259H256V257H254ZM11 256V255H10ZM51 256L53 257V259L51 258ZM55 256H57L56 258H55ZM79 256V257H78ZM84 256L86 257V258H84ZM108 256H109V258H110V262H109V260H107V259H109L108 258ZM115 256H116V258H115ZM183 256H185V257H183ZM83 257V258H82ZM89 257L91 258L90 260H88L89 259ZM104 257H105V259H104ZM188 257V258H187ZM207 257V258H206ZM213 257H215L214 258V260H212L213 259ZM253 257V258H252ZM99 258V259H98ZM101 258H102V256H101ZM107 258V259H106ZM115 258V259H114ZM187 258V259H186ZM209 258V259H208ZM50 259H52V260H50ZM55 259V260H54ZM71 259V260H70ZM78 259V260H77ZM82 259V260H81ZM126 259H127V261H126ZM183 259H185V260H183ZM206 259V260H205ZM228 259V260H227ZM47 260V261H46ZM86 260V261H85ZM105 260V261H104ZM112 260H114V261H112ZM217 260H218V262H217ZM226 260V261H225ZM66 261H68L67 263H66ZM107 261L109 262V263H107ZM257 261V262H256ZM41 262V263H40ZM85 262V263H84ZM103 262H101V264H105V263H103ZM129 262V263H128ZM204 262V263H203ZM221 262V263H220ZM143 263H145V262H143Z\"/></svg>","mask_w":264,"mask_h":264}]
</instances>
